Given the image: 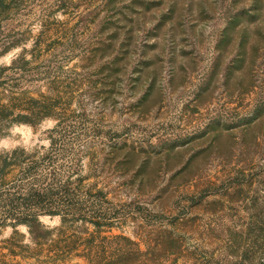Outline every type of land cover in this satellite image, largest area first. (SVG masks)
<instances>
[{
  "label": "rangeland",
  "instance_id": "rangeland-1",
  "mask_svg": "<svg viewBox=\"0 0 264 264\" xmlns=\"http://www.w3.org/2000/svg\"><path fill=\"white\" fill-rule=\"evenodd\" d=\"M0 162H80L106 220L0 264H264V0H0Z\"/></svg>",
  "mask_w": 264,
  "mask_h": 264
},
{
  "label": "trees",
  "instance_id": "trees-1",
  "mask_svg": "<svg viewBox=\"0 0 264 264\" xmlns=\"http://www.w3.org/2000/svg\"><path fill=\"white\" fill-rule=\"evenodd\" d=\"M87 185L80 162H0V225L35 229L41 216H59L63 223L90 218L97 227L105 225L96 203L84 200V196L95 198L102 191L95 184ZM87 251H75V255L85 257L91 253ZM73 252L68 247L63 253L71 256Z\"/></svg>",
  "mask_w": 264,
  "mask_h": 264
}]
</instances>
